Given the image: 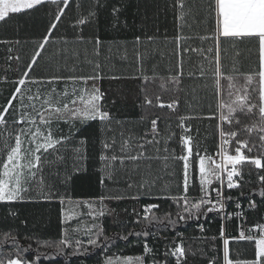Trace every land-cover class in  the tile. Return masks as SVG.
<instances>
[{"label":"snow or ice","instance_id":"snow-or-ice-1","mask_svg":"<svg viewBox=\"0 0 264 264\" xmlns=\"http://www.w3.org/2000/svg\"><path fill=\"white\" fill-rule=\"evenodd\" d=\"M46 4L56 5L47 34L39 41L26 70L13 81L16 86L10 98L0 105V203L32 200L35 199L33 192L43 200H57L61 205V223L64 225L62 238L47 247H55L59 254H63L66 247H72L73 256L81 251H89L82 240L70 239L73 233L87 236L91 248H99L102 243L107 247L115 242L116 237L128 243H131L129 238L134 237L137 246L142 247L139 255H106L103 264H173V260L174 264H186L182 233L175 232L177 224L193 219L198 221L208 214L220 216L230 202H235L239 209L240 198L245 196L249 199L248 207L258 210L253 194L264 198V174H261L264 173V0H208L207 15L201 23H206L210 18L213 27L211 31L193 35L184 33L185 27L191 28L186 21L191 9L186 8L185 0H175L176 35L173 40L178 57L177 67L170 77L160 83V93L150 96L147 89H143L142 106L167 108L177 114V127L181 130L178 138L179 154L169 148V141L176 134L160 133L157 127V121L161 119L159 115L150 120L151 127L143 134L135 135L131 130L125 134L123 125L127 121L114 120L103 103L105 94L98 86V82L105 78L102 65L97 60L85 57L86 62L92 65V71L83 73L78 63L80 53L76 49H69L67 40L64 41L65 48L56 53L63 60V66L58 64L57 70L51 75H30L38 58H42L46 45L50 43L53 30L58 29L65 9L70 7L69 0H0V22L5 23L13 14L34 11ZM117 12L119 9L114 8L113 13ZM95 15L94 11H89L86 16L81 15L75 21L73 28L80 29L77 41H85L83 27L88 26ZM154 39L153 36L147 37L150 42ZM140 40L137 36L136 43ZM193 41H199V44ZM223 41L233 42L231 68H226L224 64L228 50L222 47ZM245 41L255 42L258 46V66L248 72L238 66L239 52L236 50L237 43ZM89 42L94 45V56L98 57L103 42L99 36ZM11 51L9 48L8 52ZM192 54L200 59L187 75L189 78L205 80L203 88L210 91L214 101V107L209 105V110L217 120L215 128L218 142L213 152H209L208 148L201 152L199 142L194 144L195 138L190 134L191 121L202 117L180 115V100L175 95L167 101L162 98L164 93L179 90L185 75V56L190 61ZM70 58L76 61L71 67L68 65ZM7 59L19 60V57L9 55ZM143 59V55L137 52V75L132 79H153L145 74ZM3 79L7 81V77ZM145 119L147 117L142 116L141 122ZM93 121L99 122L102 134L98 169L101 187L106 188L109 182L119 184L123 181L129 189L136 187L135 195L102 194L84 199L73 198L68 194V187L82 179V174L88 171L85 164L88 159L85 151L87 141L85 138L76 139V133L81 131L76 124L79 122L83 127ZM61 123L67 126L66 133L60 127ZM113 123L121 126L119 142L111 127ZM110 131L113 133L111 137L107 135ZM69 159L72 161L71 169L68 167ZM155 160L162 161L166 174L173 178L157 190L154 189L159 177H153L152 174V162ZM177 164H181L179 178ZM245 164L252 166L249 174L255 170L256 183L259 185L258 189H253L247 195L242 186L251 181L243 182ZM134 176L140 177L139 182H133ZM61 187L65 189L64 192L60 191ZM233 189L239 190V196L234 197L229 193L228 190ZM125 199L146 201L140 212L133 209L137 217L134 223L140 225V230L126 231L122 236L119 233L116 237L109 236L101 218L118 214L115 209L108 208L106 202ZM158 201H171L175 212L166 211L163 217L157 216L155 212L161 207ZM261 203H264V199ZM11 214L15 215L14 212ZM233 215L240 217L242 213ZM84 216L91 218L89 224L82 223L80 218ZM73 221L76 222L75 226H72ZM153 222H160L165 228L171 226L175 232L174 238L169 240L166 235L149 230ZM198 227L203 231L202 224H198ZM220 237L223 238V264H264V223L257 222L247 229L240 227L238 237L232 238L254 242L251 259L234 261L230 258V239L224 238L223 224ZM149 239L163 241L159 256ZM9 240L15 247L12 253L0 256V264H36L40 255H45L41 253L35 260L26 259L23 253L28 252L31 245L28 248L20 247L16 236L6 235L4 243ZM210 264H217L216 258Z\"/></svg>","mask_w":264,"mask_h":264},{"label":"trees","instance_id":"trees-1","mask_svg":"<svg viewBox=\"0 0 264 264\" xmlns=\"http://www.w3.org/2000/svg\"><path fill=\"white\" fill-rule=\"evenodd\" d=\"M174 2L175 0H69L70 7L65 9V15L58 24V29L53 30L50 43L46 45L42 58H38V63L34 65V71L30 75H51L57 70L58 64L63 66V60L59 59L56 53L59 49L65 48L64 41L67 40V47L76 49L80 53L78 63L83 69V73H90L89 70H92V65L86 62L85 57H87L90 60H97L102 65V71L105 76L103 81L106 80L105 82H108V85L109 81H114L116 84L125 81L134 82L133 85L136 87L135 100L131 101V103L120 102L119 105H125L114 115V120L127 121L123 125L126 130L125 134H127V130H131L135 135L143 134L151 127L150 120L159 115L161 119L157 121V127L160 133L162 135H167L169 132L176 134L169 141V148L175 149L177 154H179L178 138L181 130L177 127L179 123L177 114L167 108L159 109L142 106L143 89L146 88L150 96L160 93V83L172 75L177 67L178 57L176 55V44L173 40L176 35ZM77 4H80L79 8ZM207 5L208 0H185L186 8L191 9V15L186 17L187 24L191 25V28L185 27L184 33L186 35L203 34L206 31H211L213 22L210 18L206 23H201L207 15ZM114 8L119 9V12L114 14ZM89 11H94L96 15L88 26L83 27L85 41L81 43L76 40L80 29H74L73 24L81 15L86 16ZM55 12L56 5L46 4L34 11L13 14L6 23L0 22V41L11 42L7 43L8 49H12L11 53L8 52L7 57L9 55L16 57L17 54L22 59L21 62L16 59L11 61L7 59V99L10 98V94L16 86L13 81L19 78V76H16L12 79V76L18 75L20 69L23 72L26 70L31 56L37 50L39 41L47 34V29ZM95 36H99L103 42L100 46V55L98 57L94 56V45L89 42ZM137 36L141 38L139 43H136ZM148 36H153L155 38L154 41H148ZM192 43L199 44V41H193ZM228 43L230 44L225 46L222 44V47L228 50L227 55L224 57V64L226 68H231L234 56L232 50L233 42L230 41ZM253 43L251 51L248 49L249 45L245 47V43H237L236 50L239 52L238 66L242 71L248 72L258 66V46L255 42ZM137 52L144 57L145 74L153 79L144 81L131 78L137 75L139 63ZM199 59L196 54H192L190 61L185 56V75L179 85V90L174 93H164L162 98L167 101L171 96L175 95L180 100V115H198L202 117V119L191 121L192 132L190 134L195 138L194 144L199 142L201 152H203L204 148H208L209 152H213L218 142V134L215 128L217 120L209 110V105L211 104L214 107V101L210 91L203 88L205 80L189 78L187 75L189 69L194 68L198 64ZM75 62V60L70 58L68 60L69 67ZM126 72L128 73L126 74L127 76L123 75ZM111 76L120 78L109 79L108 77ZM105 82L103 83L104 88L106 87ZM124 109L128 110L123 111ZM142 116L147 117L143 122H141ZM60 127L64 129L65 133L68 131L67 126L63 123L60 124ZM76 127L81 128V131L76 133V139L85 138L87 141L85 151L88 159L85 164L88 171L86 174H82V179L68 187V194L73 198L84 199L95 198L102 194L135 195L136 187L129 189L123 181L119 184L109 182L106 188L101 187L99 183V153L102 138L99 122L93 121L83 127L77 122ZM111 127L116 132L117 141L119 142L121 126L113 123ZM112 134L111 131L107 133L109 137ZM71 163L72 161L69 159V169H71ZM250 167L252 166L248 164L243 166V182L251 181V183H243L242 190L246 195L253 189L259 188L256 183L255 170L249 174ZM180 168L181 164H177V178L180 176ZM152 174L153 177H159L154 190L163 187L173 179L166 174L163 163L159 160L152 162ZM132 179L134 183H137L140 177L134 176ZM60 191L64 192L65 189L61 187ZM172 191L175 192V188ZM228 191L234 197L240 194L239 190L236 189ZM32 195L35 199L12 202L10 204L0 203V256H7L13 252L15 247L11 240L4 243L6 235L16 236L20 247L28 248L31 245L29 251L23 253L26 259L35 260L37 255L45 254L40 255V259L36 260V264H103L106 255L121 256L139 255L142 253V247L137 246L136 238L130 237L131 243H128L116 237V234L119 233L122 236L126 234V231L140 230V225L134 223L137 217L133 214V209L140 212L142 205L146 202L144 199L139 202L131 199L106 202L108 208L115 209V213L118 215H106L101 218V222L107 230V234L116 237L115 242L108 244L107 247L102 243L99 248H91L87 243V236L73 233L70 236L71 240L80 239L85 247L89 248L88 252L81 251L73 256L71 255L72 247L64 248L63 254L57 253L55 247H47L48 244L54 245L58 243L62 238L64 225L61 223L60 203L57 200L46 201L36 197L35 192ZM253 199L256 201L258 210L253 209L248 213L247 222L249 225H254L257 222L264 223V203H261L264 198L253 194ZM240 201L245 203L249 199L245 196L241 197ZM158 203H160L161 207L159 211L155 212L157 216L163 217L166 211L175 212V206L171 205V201H158ZM234 205L235 202H230L227 208L231 209ZM11 212H14L15 215H12ZM211 218H213V221L210 228L204 234H201L198 224L208 222ZM80 219L83 224L91 222V218L87 216ZM173 219H175V216H173ZM222 222L221 216L208 214L206 217H201L198 221L193 219L186 223L180 222L175 226V232L185 235L182 241L186 250V264H208L213 258H216L217 264H223V239L220 237ZM235 223L236 221L233 220L225 230V234L230 239V258L234 261L251 259L254 242L233 240L232 238L237 236ZM75 225L76 222L73 221L72 226ZM149 230L158 232L162 236L166 235L169 240H172L175 235L171 226L165 228L160 222H153L149 226ZM149 243L157 249V255L159 256L163 250V241L149 239ZM46 256L49 258H46Z\"/></svg>","mask_w":264,"mask_h":264},{"label":"crops","instance_id":"crops-1","mask_svg":"<svg viewBox=\"0 0 264 264\" xmlns=\"http://www.w3.org/2000/svg\"><path fill=\"white\" fill-rule=\"evenodd\" d=\"M2 41V40H1ZM7 42V41H6ZM230 41H223V46L228 45ZM247 42V43H246ZM244 46H248V49L251 51L253 42L245 41ZM255 46V45H254ZM8 47L7 43H0V105H3L7 100V86H8V71H7V55H8ZM16 57H19V60L22 61L21 56L16 54ZM32 57V56H31ZM31 59V58H30ZM22 69H20V73L18 75H14L12 78L14 79L16 76H19L23 73ZM92 70H89L91 72ZM127 72L123 75L127 76ZM119 75V76H123ZM33 76V75H31ZM171 76V75H170ZM168 76V77H170ZM7 77V81H5L3 78ZM167 77V78H168ZM106 81V80H105ZM100 80L98 82V86L100 87L101 91L105 94V98L103 103L105 104L106 110L110 112V114L114 117V115L117 114V111L122 108L125 104L119 105L120 102H129L134 101L136 98V87L133 85L134 82H120L115 83L114 81L105 82ZM132 81V80H130ZM106 84V87L104 88V83ZM129 87H128V85ZM111 85V86H110ZM128 109H124L123 111H127Z\"/></svg>","mask_w":264,"mask_h":264},{"label":"built area","instance_id":"built-area-1","mask_svg":"<svg viewBox=\"0 0 264 264\" xmlns=\"http://www.w3.org/2000/svg\"><path fill=\"white\" fill-rule=\"evenodd\" d=\"M240 204H241V208H239V209H237L235 205H234L231 209L227 208V206H226L224 212H222V213L220 214V216H221V221H223L222 224L224 225V229H225V230L229 227L230 223H232L233 220L236 221V223H235L236 231H237V236H236V237H238V232H239V230H240V227H242L243 229H247V228L253 226V225H249L248 222H247V221H248V220H247L248 213H249L251 210H253V209H250V208L248 207V205H249V201H247V202H245V203L242 202V201H240ZM236 212H241V213H242V216H240V217H236L235 215H233V214L236 213ZM222 217H223V218H222ZM212 221H213V218H211L210 221H208V222H203V223H201V224L203 225V231H201V229H200V227H199V232H200L201 234H204L205 231H207V230L210 228V225H211ZM238 226H240V227H238ZM247 234H248V233L246 232V235H247ZM184 236H185V235L182 234V238H183ZM224 238H228L226 234H225V237H224ZM222 239H223V238H222ZM208 264H210V263H208Z\"/></svg>","mask_w":264,"mask_h":264},{"label":"rangeland","instance_id":"rangeland-1","mask_svg":"<svg viewBox=\"0 0 264 264\" xmlns=\"http://www.w3.org/2000/svg\"><path fill=\"white\" fill-rule=\"evenodd\" d=\"M114 257H116V256H114Z\"/></svg>","mask_w":264,"mask_h":264}]
</instances>
